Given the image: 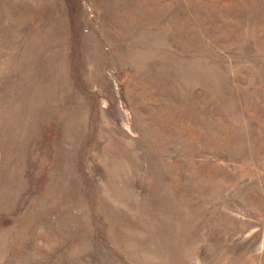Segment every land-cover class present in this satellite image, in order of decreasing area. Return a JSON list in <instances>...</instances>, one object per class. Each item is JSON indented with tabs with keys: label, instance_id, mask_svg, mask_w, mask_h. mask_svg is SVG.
<instances>
[{
	"label": "rangeland",
	"instance_id": "obj_1",
	"mask_svg": "<svg viewBox=\"0 0 264 264\" xmlns=\"http://www.w3.org/2000/svg\"><path fill=\"white\" fill-rule=\"evenodd\" d=\"M0 264H264V0H0Z\"/></svg>",
	"mask_w": 264,
	"mask_h": 264
}]
</instances>
